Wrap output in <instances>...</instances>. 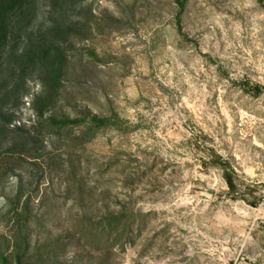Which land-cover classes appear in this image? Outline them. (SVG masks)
Masks as SVG:
<instances>
[{
  "label": "rangeland",
  "instance_id": "rangeland-1",
  "mask_svg": "<svg viewBox=\"0 0 264 264\" xmlns=\"http://www.w3.org/2000/svg\"><path fill=\"white\" fill-rule=\"evenodd\" d=\"M87 3L126 28L75 41L79 62L65 88L76 110H114L125 132L102 131L83 155L91 159L89 167L118 152L130 155V186L123 185L120 168L105 176L116 183L113 196L156 213L141 241L127 245L113 263L264 264V90L255 95L244 88L246 81L264 86V4L187 0L180 34L173 0ZM28 87L16 112V124L25 128L35 121L30 103L40 91L37 82ZM62 110L75 114L67 106ZM44 144L51 149L50 138ZM214 155L233 171L235 193ZM25 167V189L38 186L35 208L49 204L62 220L70 207L64 185L50 180L44 164L40 180L42 170ZM17 184L11 177L0 187V210Z\"/></svg>",
  "mask_w": 264,
  "mask_h": 264
},
{
  "label": "trees",
  "instance_id": "trees-1",
  "mask_svg": "<svg viewBox=\"0 0 264 264\" xmlns=\"http://www.w3.org/2000/svg\"><path fill=\"white\" fill-rule=\"evenodd\" d=\"M87 1L0 0V187L11 177L18 180L15 192L5 196L4 210H0V264H114V257L125 252L127 245L134 247L141 241L156 216L113 196L114 182L105 176L120 168L123 185L130 186L134 180L126 171L133 160L130 155L125 159L118 152L92 167L91 159L83 155L86 145L102 131L125 132L114 110L106 115L76 110L73 93L65 88L75 61L79 62L75 41L126 28L107 11L95 14ZM173 2L182 34L180 15L187 0ZM258 2L264 4V0ZM31 81L40 85V91L30 103L35 121L25 128L16 124V112L29 94ZM244 84L255 95L264 90L258 83ZM63 106L75 114L63 112ZM45 137L50 138V150ZM214 156L228 190L235 193L233 171ZM43 164L50 180L56 178L64 185L63 201L70 202L60 221L49 204L42 211L33 205L38 186L25 189L21 174L28 172L25 165L42 170ZM43 175L42 170L38 180ZM51 224L54 228L59 224L60 230L54 231ZM153 242L144 244L140 255ZM70 252L73 255L67 259Z\"/></svg>",
  "mask_w": 264,
  "mask_h": 264
}]
</instances>
